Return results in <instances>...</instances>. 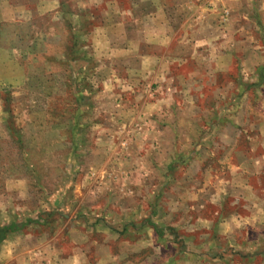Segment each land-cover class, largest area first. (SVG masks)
<instances>
[{
    "label": "rangeland",
    "instance_id": "obj_1",
    "mask_svg": "<svg viewBox=\"0 0 264 264\" xmlns=\"http://www.w3.org/2000/svg\"><path fill=\"white\" fill-rule=\"evenodd\" d=\"M0 264H264V0H0Z\"/></svg>",
    "mask_w": 264,
    "mask_h": 264
}]
</instances>
